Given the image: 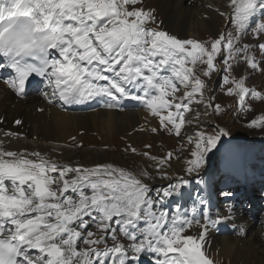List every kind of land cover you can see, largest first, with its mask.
<instances>
[{"label":"snow or ice","instance_id":"6c2138e0","mask_svg":"<svg viewBox=\"0 0 264 264\" xmlns=\"http://www.w3.org/2000/svg\"><path fill=\"white\" fill-rule=\"evenodd\" d=\"M142 2L0 0V70L12 73L3 83L23 98L29 78L39 77L40 95L56 106L99 98L103 106L116 108L124 100L138 101L159 120L153 133L177 137L199 121V113L192 119L186 115L194 105H203L205 115L222 111L213 97H206L204 78L213 73H224L225 94L237 98L241 111L248 110L249 97L264 102V91L232 76L233 63L239 61L264 72V19L254 27L249 23L258 13L264 16V0H224L227 11L209 4L232 31L204 42L151 27L154 10ZM250 27L254 43L240 44ZM248 127H264V116ZM0 135L5 138L0 139V264H140L144 253L152 254L154 264H217L206 251V240L209 228L225 217L212 220L205 210L201 224L179 208L171 217L164 210V202L179 196L187 179L177 177L153 197L147 181L154 176L147 169L61 164L39 151L6 148L5 140L18 133L0 130ZM223 135L227 132L220 128L186 137L194 145L185 160L186 174H199ZM137 154L153 162L150 167L160 179L172 180L165 171L172 152ZM199 204L206 205L205 199L199 198ZM194 221L198 235L185 234Z\"/></svg>","mask_w":264,"mask_h":264},{"label":"bare ground","instance_id":"6f19581e","mask_svg":"<svg viewBox=\"0 0 264 264\" xmlns=\"http://www.w3.org/2000/svg\"><path fill=\"white\" fill-rule=\"evenodd\" d=\"M209 4L227 11L224 0H143L142 2V6L146 9L148 7L158 9L162 18L159 29L179 39L193 37L198 30L219 35V25L225 18L220 20L222 17L214 8H209ZM158 23L159 21L153 25L156 27ZM197 40L205 41L201 37ZM241 42L254 43L251 31L247 36L242 37ZM256 58L261 57L258 54ZM246 74L263 73L249 71ZM103 105L104 101L99 98L81 107L76 104L49 105L40 93L20 100L14 97L13 92L1 80L0 120L3 122L0 123V130L19 134L8 137L4 146L15 151L25 149L28 152L39 151L50 159L72 166L92 167L96 164L111 163L134 172L147 169L154 176V179L147 182L153 188L151 194L156 197V189H161V184L170 181L162 180L156 175L155 169L150 167L152 161L143 159L138 164L132 157L125 156V152L126 147L131 146L137 149V153H143L147 151L142 150L145 145H152L153 141L150 140L166 142L165 136L161 135L160 131L151 138L149 132L142 128L146 118L154 124L158 123V118L150 116L140 102L137 105L130 101L121 102L116 108H107ZM41 108L44 109L43 112L38 111ZM194 117L195 115L191 114L188 118ZM201 117L204 122H211L207 115ZM16 120L22 123L17 125ZM195 123L196 121L191 125ZM226 123L229 125L230 120ZM185 132L192 134L193 130L185 129ZM100 135L106 138L107 150L102 147L96 151L88 148L86 151H81L93 138L98 140ZM115 136L118 139L123 137L122 145H118L120 142L115 143ZM255 137L251 136V140L256 141ZM0 139L5 138L0 135ZM111 141L114 147L110 144ZM170 141L179 142L180 138L178 140L170 138ZM124 144L126 147L123 149ZM165 171L172 177L171 181L176 180L177 177L188 176L184 167L178 163L165 166ZM249 189V193L243 192L240 196L231 194L228 197L232 200L228 204L231 206L228 213L224 211L219 214L213 213L210 208L206 210L212 220L225 217L215 227L209 228L206 240V251L217 261V264H264V192L260 194L259 187L253 185H250ZM182 195L183 192L179 196ZM246 195L247 200L239 206L242 197ZM256 201L259 202L258 220L255 219L252 209ZM200 223L203 224L204 220ZM241 228L244 229V235L240 234ZM199 231V226L195 224L187 234L198 235ZM140 264H154V257L150 253H144Z\"/></svg>","mask_w":264,"mask_h":264},{"label":"rangeland","instance_id":"374dc122","mask_svg":"<svg viewBox=\"0 0 264 264\" xmlns=\"http://www.w3.org/2000/svg\"><path fill=\"white\" fill-rule=\"evenodd\" d=\"M148 9L154 10L155 20L156 23L159 21L158 26L153 28H159V24L162 21V18L160 17L159 11L155 7H148ZM261 17H256V19H259ZM223 17L220 19L222 20ZM155 23V24H156ZM154 24V25H155ZM251 27L248 29V32L250 31ZM219 32L224 31H232L231 24H226V21L224 19L223 23L219 25ZM247 32V33H248ZM246 33V34H247ZM218 35L210 33V32H202L201 30H198L197 33L194 34L193 37L186 38V39H199L201 37L205 41L212 40L216 38ZM246 42H241L240 44H243ZM219 63V60H218ZM223 67V65H220ZM249 71H253L251 69H248L246 64H244L242 61L234 62L233 63V70H232V76H234L237 79L243 78L245 80V84L248 88L256 89L258 91H264V72H261L259 70H256L255 73H263V74H246ZM223 76L224 73H213L211 78H204L208 84V91L206 92V97L213 96L212 103L213 105L219 104L221 106L222 111L220 113H216L215 111H211L209 115H207L211 122H204L202 115H205V109L203 105H194L193 111L190 114H194L196 116L197 113H199L200 119L199 121H196L194 125L190 124V127L187 130L192 129V134H187L185 130L183 129V132L181 134V137H175L174 140H178L180 138L179 142H171L170 136L169 138L166 137L163 132L161 135L165 136L166 142H157V140H150L153 141L150 148L143 147L142 150H147L151 155L163 157L167 153L172 152L174 154V158L169 161V165L172 163H178L180 166L185 165V160L189 158V149L192 146H189L186 142V137L189 135H194V132L196 130H203L209 134L214 133L215 131H218L220 128H223L227 135L221 136L218 143H227L230 140L228 139H237L239 141H249L251 140V136H256V141L260 142L262 144L261 147L256 148L252 146V144H248L251 148L250 152V160H249V166L253 169L262 170L264 168V158L261 157V154H264L263 147H264V127L261 128H249L248 124L253 120L260 116H264V102L253 100L251 97H249L246 100L245 108L248 109L246 111H241L240 106L237 103V98L235 96H228L225 94V88L227 86L222 87V82L220 81L219 77ZM221 82V83H219ZM189 115V114H186ZM227 120H230V124L228 125L226 122ZM151 123L146 121L144 128L147 129L151 134L149 136L151 138H154L157 134H154L150 127ZM103 137V138H102ZM123 137H120L118 139L117 136L114 137L115 143L122 145L121 139ZM118 139V140H117ZM217 143V144H218ZM222 143V144H223ZM103 144V145H102ZM106 144V138L104 135L98 136V140L94 139L89 142L88 146H84L83 150H100L102 147H104V150H107L108 147L105 146ZM112 145V141L110 142ZM113 146V145H112ZM74 148V146H72ZM114 147V146H113ZM126 147L124 144L123 149ZM88 148V149H87ZM127 151L125 152V156L132 157L138 164L140 160H147L142 155L132 153L129 150V147H126ZM219 149V148H218ZM218 149L214 148L211 153V158L214 159L215 155L218 151ZM118 152V151H115ZM176 152H179L176 154ZM186 167V165H185ZM188 180V185L190 186V190L192 192L191 198L188 200H185L182 204L178 203H171L167 204L164 203V210L169 213V217L175 214V208H179L180 211H183L187 209L186 215L187 218H189L188 212L194 207L195 204H198L200 208H205L208 206L207 201L211 200V202L214 204H219L220 207H226L227 197L223 195L225 189H219L217 184H214V186L211 185L209 181V177L206 173H200L195 178H185ZM199 198H203L206 201V205L201 206L199 204Z\"/></svg>","mask_w":264,"mask_h":264}]
</instances>
